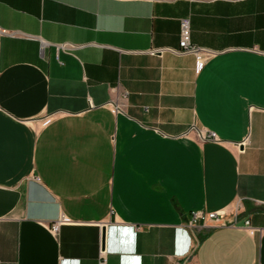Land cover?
<instances>
[{
  "label": "crops",
  "instance_id": "1",
  "mask_svg": "<svg viewBox=\"0 0 264 264\" xmlns=\"http://www.w3.org/2000/svg\"><path fill=\"white\" fill-rule=\"evenodd\" d=\"M105 231L107 264H264V0H0V264Z\"/></svg>",
  "mask_w": 264,
  "mask_h": 264
},
{
  "label": "built area",
  "instance_id": "2",
  "mask_svg": "<svg viewBox=\"0 0 264 264\" xmlns=\"http://www.w3.org/2000/svg\"><path fill=\"white\" fill-rule=\"evenodd\" d=\"M63 49H67V45L62 46ZM166 50L165 49H152L150 54L152 55H162ZM172 52L178 54H190L193 55L196 59V69L197 71H201L206 63L215 55V52L210 51L208 49L200 48L194 46L191 42V25L189 19L181 20V33H180V47L178 50H171ZM206 137V135H203ZM209 137L218 140V137L215 133H210ZM245 143L240 145L241 147ZM225 213L222 212H211L205 213L203 211L194 212L192 216V220L190 222V226L193 227L199 220L204 221L205 223L214 221L221 226L228 225L227 222H224ZM60 222L54 223L52 225V232L58 235L60 230ZM233 225V224H231ZM245 227L250 228V221H246ZM108 250L103 245V241L101 242L100 247V264H107Z\"/></svg>",
  "mask_w": 264,
  "mask_h": 264
},
{
  "label": "water",
  "instance_id": "3",
  "mask_svg": "<svg viewBox=\"0 0 264 264\" xmlns=\"http://www.w3.org/2000/svg\"><path fill=\"white\" fill-rule=\"evenodd\" d=\"M105 243H106V231L103 233V245H105Z\"/></svg>",
  "mask_w": 264,
  "mask_h": 264
}]
</instances>
